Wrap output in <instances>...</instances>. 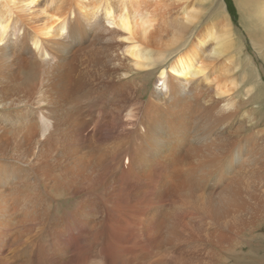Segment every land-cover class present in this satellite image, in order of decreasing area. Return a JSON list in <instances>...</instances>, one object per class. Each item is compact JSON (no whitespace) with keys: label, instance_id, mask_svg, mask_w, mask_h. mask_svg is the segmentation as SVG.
<instances>
[{"label":"bare ground","instance_id":"obj_1","mask_svg":"<svg viewBox=\"0 0 264 264\" xmlns=\"http://www.w3.org/2000/svg\"><path fill=\"white\" fill-rule=\"evenodd\" d=\"M147 1L0 0V264H255L264 118L228 98L229 27L165 61L196 16ZM245 2L260 51L264 0ZM125 7L121 44L103 13Z\"/></svg>","mask_w":264,"mask_h":264},{"label":"rangeland","instance_id":"obj_2","mask_svg":"<svg viewBox=\"0 0 264 264\" xmlns=\"http://www.w3.org/2000/svg\"><path fill=\"white\" fill-rule=\"evenodd\" d=\"M167 1L159 0L160 4L162 6L165 5V8L168 9V14L166 15L168 18H170V20H175L176 23L183 25V22H181L179 18L182 15V9H185L186 11H192L193 13L191 14L196 17H194L195 19L191 21L190 28L182 32L180 44L184 43V45L183 47H180V52H173L174 47L179 46V44H177L173 47L171 55L170 53H166L167 58L165 61L171 62L176 56L179 55L178 53L187 50L192 37L200 33L203 34V32L207 31L208 29L210 30V28L213 26L216 27L217 30H220V27H229L227 34L224 33V36L230 39V45H228L226 51L222 57H220L222 60L225 59V63H229L231 65L227 74L228 78L226 79L228 82L225 80L229 85V91L227 93V95H229L228 98L231 97L232 100L246 101L247 104L244 106L246 110L250 109L252 112H254L253 110L256 109V113L261 116L260 118H264V102L259 104L256 101H248L250 100L256 88H258L257 85L260 84L264 88V59L261 57V54H264V39L261 41V48L260 51H258L256 50L257 48L254 46V44H251L252 39L248 38L246 35L247 30H249L250 27L249 14L246 12L243 13V4L246 3V0ZM147 3L151 6V9L155 7L153 0H148ZM177 6L181 9L176 8ZM227 22L229 24H226ZM165 61H163V63ZM218 66V64H214L212 66L211 75H214L218 71ZM150 68L154 70H152L153 73L151 74L150 78H148L147 87L152 86V83L154 82H159L157 77L160 69H158L157 66L156 68L154 66ZM229 78L231 79V82L229 81ZM216 80L217 79H215V81ZM258 107L260 109H257ZM51 194H54L57 198H59L57 191L53 190ZM57 208H59V204ZM56 211H59V209ZM256 226L257 228L255 230V237L252 239L256 246L255 264H263L261 261L264 258V223H258Z\"/></svg>","mask_w":264,"mask_h":264},{"label":"clouds","instance_id":"obj_3","mask_svg":"<svg viewBox=\"0 0 264 264\" xmlns=\"http://www.w3.org/2000/svg\"><path fill=\"white\" fill-rule=\"evenodd\" d=\"M39 3V0H36ZM104 15V24L109 29L117 30L120 35H117L116 40L118 43L121 44H128L129 43V35L132 33V29L135 24L139 23V13L132 11L130 12L127 7L122 10H116L114 8H109L106 12L103 13ZM11 12H6L3 23L0 24V31L8 32L9 24L11 22ZM55 24L60 23V19L58 17H53ZM55 24L53 26H55ZM67 34V21H65V25L60 28V38L65 37ZM138 47V46H136ZM122 55H126L133 59H139L138 56L134 55V49L125 47L123 49ZM125 119H131V116H126Z\"/></svg>","mask_w":264,"mask_h":264}]
</instances>
